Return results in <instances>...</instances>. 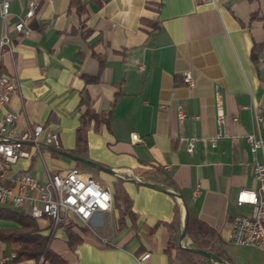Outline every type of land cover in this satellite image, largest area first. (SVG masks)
<instances>
[{"label": "crops", "instance_id": "1", "mask_svg": "<svg viewBox=\"0 0 264 264\" xmlns=\"http://www.w3.org/2000/svg\"><path fill=\"white\" fill-rule=\"evenodd\" d=\"M82 1L88 8L84 15L70 0H40L32 31L22 34L13 25L30 0H10L16 52L14 59L4 55L3 71H16L20 79L11 107L57 131L61 149L70 153L83 98L97 111L112 108L108 123L90 122L88 154L113 170L111 184L102 183L112 193L114 180L124 179L133 215L112 209L95 213L86 224L73 221L83 238L73 248L66 225L53 230L50 219H37L52 233L51 247L69 264H184L174 249L167 250L178 202L182 227L190 206L219 233L232 264L242 263L230 245L244 249L247 264H264L263 251L230 242L233 218L251 213V205H238L237 196L258 186L247 134L255 129V113L264 119V0ZM3 26L0 16V37ZM187 71L192 86L184 80ZM98 72V81L86 82L84 75ZM180 107L187 112L182 120ZM260 130L264 137V121ZM190 137H196L193 152L187 150ZM44 158L51 168L85 171L53 147H45ZM15 169L45 177L36 156L20 159ZM13 225L0 218V228ZM181 232L175 236L178 245ZM12 255L9 244L0 241V264Z\"/></svg>", "mask_w": 264, "mask_h": 264}, {"label": "built area", "instance_id": "2", "mask_svg": "<svg viewBox=\"0 0 264 264\" xmlns=\"http://www.w3.org/2000/svg\"><path fill=\"white\" fill-rule=\"evenodd\" d=\"M39 6L40 0H30L25 14L19 16L13 25L18 32L29 34L32 31L30 21ZM10 13V0H0V16L4 23L0 37V204L27 211L36 220L48 218L53 230L65 222L86 224L95 213L113 209L112 190L88 172L75 168L64 172L49 167L45 162L44 150L45 147L61 149L60 134L44 123L31 121L23 111L11 107L12 96L20 90V79L16 71H3L4 55L10 54L14 59L16 52V45L10 36ZM184 80L188 85H194L191 71L185 73ZM218 107L220 136L224 113L221 106ZM186 116L187 112L180 107L178 119ZM21 118L24 122L20 121ZM263 121V117L255 113V129L247 134L253 174L258 186L254 190L241 189L237 196V204H250L251 213L238 214L233 218L230 242L264 252V159L260 157L264 146L260 130ZM195 140L196 137L188 138L189 152H193ZM211 144L216 145V138L211 139ZM33 156L44 163L43 179L28 170L15 169L20 159H31ZM198 192L199 189H196L195 193ZM149 256L148 252L139 259L142 261Z\"/></svg>", "mask_w": 264, "mask_h": 264}, {"label": "trees", "instance_id": "3", "mask_svg": "<svg viewBox=\"0 0 264 264\" xmlns=\"http://www.w3.org/2000/svg\"><path fill=\"white\" fill-rule=\"evenodd\" d=\"M70 7H75L80 15L88 13L87 2L82 0H70ZM254 59H258V52L253 54ZM104 66V59L100 58V69ZM87 83L98 81L99 72L94 75H84ZM84 109L80 114V124L76 130V144L71 153L88 158V127L90 122L95 121L96 124L108 123L111 119L112 108L102 111L95 110L89 98L84 97L82 100ZM78 165L89 166L81 161ZM157 171L163 173L160 168ZM113 209L121 214L129 213L133 215L132 199L128 195L124 179L117 178L113 182ZM187 234L186 239H190V247H197L209 250L221 257L227 264H232L231 257L224 247V241L221 239L216 229L207 221L195 214L190 206H187ZM0 218L14 223L13 226L0 228V241L9 244L12 256L3 262V264H18L25 260H40V264H69L68 259L62 254L55 251L50 243L52 233H46L40 227L38 221L33 218L27 211L13 208L10 205L0 204ZM185 223V222H184ZM68 243L73 248L82 241L81 235L74 231V223L65 222ZM170 238L167 250L176 251V259L184 264H218L207 257L193 252L187 248L180 247L175 240L176 234L183 230L181 225V210L178 202L174 206V217L169 223ZM157 225L148 227L150 231H154Z\"/></svg>", "mask_w": 264, "mask_h": 264}, {"label": "water", "instance_id": "4", "mask_svg": "<svg viewBox=\"0 0 264 264\" xmlns=\"http://www.w3.org/2000/svg\"><path fill=\"white\" fill-rule=\"evenodd\" d=\"M59 151L63 154H66L78 161H81L89 166H92V167H95V168H100V169H103L105 171H109V172H113L112 169H110L109 167H106L92 159H88V158H84V157H81V156H78V155H75V154H72L68 151H64L62 149H59ZM140 182H143V183H146V184H149L151 186H154V187H157L159 189H164L163 187H160L158 185H155V184H152V183H149V182H145V181H140ZM187 210H186V218H187ZM186 234H187V221H185L184 223V227H183V230L180 234V238H179V246L182 247V248H187L193 252H196V253H199L205 257H207L208 259L218 263V264H227L221 257H219L218 255H216L215 253H213L212 251H209V250H204V249H200V248H197V247H190L189 245H186L184 244V239L186 237Z\"/></svg>", "mask_w": 264, "mask_h": 264}, {"label": "rangeland", "instance_id": "5", "mask_svg": "<svg viewBox=\"0 0 264 264\" xmlns=\"http://www.w3.org/2000/svg\"><path fill=\"white\" fill-rule=\"evenodd\" d=\"M80 166L81 167H78V168H81L85 170L86 172L90 173L93 176V178L97 180L98 182L103 183V184H111L112 182L111 172L105 171L100 168H95L92 166H84V165H80ZM12 207L15 208L14 206ZM230 247H232L235 250L234 254H235L237 263L241 262L242 264H247V260H248L246 257L247 254L245 251H243L244 249L238 246H234V245H230ZM260 258H261V252L256 251L254 259L259 260Z\"/></svg>", "mask_w": 264, "mask_h": 264}, {"label": "bare ground", "instance_id": "6", "mask_svg": "<svg viewBox=\"0 0 264 264\" xmlns=\"http://www.w3.org/2000/svg\"><path fill=\"white\" fill-rule=\"evenodd\" d=\"M1 205H3V204H1Z\"/></svg>", "mask_w": 264, "mask_h": 264}]
</instances>
